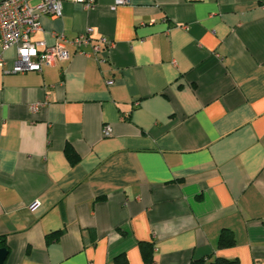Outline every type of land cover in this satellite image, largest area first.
<instances>
[{"label": "crops", "instance_id": "obj_1", "mask_svg": "<svg viewBox=\"0 0 264 264\" xmlns=\"http://www.w3.org/2000/svg\"><path fill=\"white\" fill-rule=\"evenodd\" d=\"M61 3L39 51L110 45L20 73L2 53L3 264H264V0Z\"/></svg>", "mask_w": 264, "mask_h": 264}, {"label": "built area", "instance_id": "obj_2", "mask_svg": "<svg viewBox=\"0 0 264 264\" xmlns=\"http://www.w3.org/2000/svg\"><path fill=\"white\" fill-rule=\"evenodd\" d=\"M83 4L84 8L91 9L95 6L96 0H73ZM128 0H114L111 8L125 4ZM61 0H1L0 1V68L7 63L3 52L9 48L15 49L12 66L7 71L20 73L25 71H41L44 65L53 64L55 61L66 60L70 57L66 44H72L79 54L89 55L82 47L91 45L92 53H98L100 44L110 45L106 38L101 37L98 43H92L89 37L92 28L88 27L84 32L68 39L63 34H59L55 44L46 45L39 51L37 46L44 42H31L30 35L40 28L39 17L43 14H50L55 17L61 16ZM42 102L31 105V110L36 112ZM111 127L103 126L101 133L103 136L111 134ZM37 203V202H35Z\"/></svg>", "mask_w": 264, "mask_h": 264}, {"label": "trees", "instance_id": "obj_3", "mask_svg": "<svg viewBox=\"0 0 264 264\" xmlns=\"http://www.w3.org/2000/svg\"><path fill=\"white\" fill-rule=\"evenodd\" d=\"M55 235H47L46 240H50L54 237ZM234 244V240L232 235H230L229 232L222 230L219 236V241H218V246L219 247H226V246H231ZM0 245H4V242L0 240ZM203 261L202 259L199 260H193L190 264H202ZM208 264H240L237 259H227L223 257H216L215 259L211 260Z\"/></svg>", "mask_w": 264, "mask_h": 264}, {"label": "water", "instance_id": "obj_4", "mask_svg": "<svg viewBox=\"0 0 264 264\" xmlns=\"http://www.w3.org/2000/svg\"><path fill=\"white\" fill-rule=\"evenodd\" d=\"M6 256H7V249L4 247H0V264H3Z\"/></svg>", "mask_w": 264, "mask_h": 264}]
</instances>
